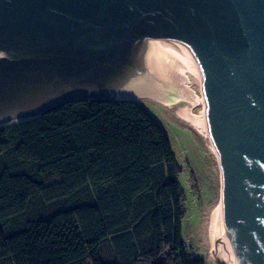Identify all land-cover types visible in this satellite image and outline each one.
<instances>
[{
	"label": "water",
	"instance_id": "95a60500",
	"mask_svg": "<svg viewBox=\"0 0 264 264\" xmlns=\"http://www.w3.org/2000/svg\"><path fill=\"white\" fill-rule=\"evenodd\" d=\"M0 127L73 100L204 121L224 262L264 264V0H0Z\"/></svg>",
	"mask_w": 264,
	"mask_h": 264
},
{
	"label": "trees",
	"instance_id": "16d2710c",
	"mask_svg": "<svg viewBox=\"0 0 264 264\" xmlns=\"http://www.w3.org/2000/svg\"><path fill=\"white\" fill-rule=\"evenodd\" d=\"M180 172L138 101L0 127V264H204L181 237Z\"/></svg>",
	"mask_w": 264,
	"mask_h": 264
},
{
	"label": "rangeland",
	"instance_id": "374dc122",
	"mask_svg": "<svg viewBox=\"0 0 264 264\" xmlns=\"http://www.w3.org/2000/svg\"><path fill=\"white\" fill-rule=\"evenodd\" d=\"M137 101L163 130L181 167L177 180L184 193L182 240L204 264H217L210 255L207 224L220 196L218 162L207 140L182 120L175 110L150 97H138Z\"/></svg>",
	"mask_w": 264,
	"mask_h": 264
},
{
	"label": "bare ground",
	"instance_id": "6f19581e",
	"mask_svg": "<svg viewBox=\"0 0 264 264\" xmlns=\"http://www.w3.org/2000/svg\"><path fill=\"white\" fill-rule=\"evenodd\" d=\"M181 119L184 120L186 123H188L192 128H194L207 140L209 149L217 160V156L214 152L213 144L209 137L204 121L201 119H188L185 117H181ZM220 218H221V209H220V196H219L217 204L212 208L209 215V220L207 224V240L209 243L210 255L214 259V261L218 260L224 262L223 259L221 258L217 243L218 233L220 228Z\"/></svg>",
	"mask_w": 264,
	"mask_h": 264
},
{
	"label": "flooded vegetation",
	"instance_id": "af4514ba",
	"mask_svg": "<svg viewBox=\"0 0 264 264\" xmlns=\"http://www.w3.org/2000/svg\"><path fill=\"white\" fill-rule=\"evenodd\" d=\"M3 57H4V55H3V54H1V55H0V58H3Z\"/></svg>",
	"mask_w": 264,
	"mask_h": 264
}]
</instances>
